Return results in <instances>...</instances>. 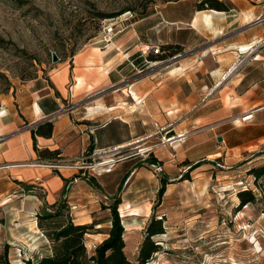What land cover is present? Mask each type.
Returning a JSON list of instances; mask_svg holds the SVG:
<instances>
[{"label": "crops", "instance_id": "1", "mask_svg": "<svg viewBox=\"0 0 264 264\" xmlns=\"http://www.w3.org/2000/svg\"><path fill=\"white\" fill-rule=\"evenodd\" d=\"M182 1L190 3L187 11L168 10ZM200 1L167 3L131 24L106 50L79 52L73 66L69 58L53 77L37 79L0 101V205H10L7 219L24 225L35 211L65 204L75 225H89L114 198L121 205L135 203L144 195L136 183L151 160L146 165L145 155L131 149L147 148L158 135L175 137L171 143L180 158L211 139L215 144L205 156L227 155L228 99L234 102L229 108L250 109V118L262 119L263 133L255 138L264 142V24H254L264 0H219L231 5L228 12L197 10ZM151 46L180 50L171 58L156 57L147 50ZM44 121L53 124L51 136L33 141L31 129ZM90 145V160L116 156L109 171L49 165H81ZM145 150L162 167L174 161L152 146ZM45 151L58 154L48 158ZM149 180L159 185L158 179ZM29 231L43 238L36 222ZM99 236L104 237L93 246L107 237Z\"/></svg>", "mask_w": 264, "mask_h": 264}, {"label": "rangeland", "instance_id": "2", "mask_svg": "<svg viewBox=\"0 0 264 264\" xmlns=\"http://www.w3.org/2000/svg\"><path fill=\"white\" fill-rule=\"evenodd\" d=\"M177 1L0 0V101L14 98L37 79L53 77L58 66L66 64L69 58L68 64L73 66V56L79 52L106 50L118 36L132 29L131 24ZM189 6V2L182 1L168 10L185 12ZM99 14L118 16L101 20ZM155 31L151 34L152 45L157 36ZM108 35L110 42L104 43L103 37ZM53 53L57 57L55 63ZM228 100V105L234 104ZM228 105L227 155L205 156L215 144L212 139L184 158L176 156V146L168 141L172 137L158 135L147 145L148 149L152 146L158 153L170 155L169 159L174 161L166 167L157 162L162 168L159 175L152 172L149 164L136 183L138 194L144 195L132 205L124 203L116 208L125 232V255L130 261H135L153 214L155 219L163 218L165 233L153 238L160 250L147 264H264V201L258 198L259 187L248 175L250 168L264 161V142L255 138L263 133L259 125L262 119L250 118V109ZM69 107L72 106L66 108ZM152 127L158 133L161 131L154 124ZM176 141L181 143L179 139ZM139 148L134 147L131 152L145 155L148 165L154 156L145 152L147 148ZM115 157L95 161L84 153L82 162L91 171H109ZM154 178H165L168 182L159 202V185L153 186L149 180ZM261 183L264 179L258 182ZM245 190H250L257 201L238 208L237 194ZM9 207L0 205V254L6 247L10 264H23L24 259L47 255L51 243L29 231L37 223V211L22 225L20 220L7 219L12 211ZM105 207H100L99 215L88 222L101 224L93 226L92 237L85 236L88 251L93 250L95 239L104 237L99 234H105L110 227L107 222L110 212ZM20 232L29 236L22 238Z\"/></svg>", "mask_w": 264, "mask_h": 264}, {"label": "trees", "instance_id": "3", "mask_svg": "<svg viewBox=\"0 0 264 264\" xmlns=\"http://www.w3.org/2000/svg\"><path fill=\"white\" fill-rule=\"evenodd\" d=\"M197 10H215L219 12H228L231 5L225 1L219 0H201L195 5ZM116 15L99 14L101 20L114 18ZM159 54L153 55L156 57H173L179 52V47H164L160 46ZM175 49V51H170ZM150 54V53H149ZM174 54V55H173ZM152 55V54H150ZM53 124L51 121H44L31 129L32 140L35 141V136L49 138L52 134ZM93 150L90 145L86 155H90ZM48 155V158H55L57 152H43ZM43 153H41L43 155ZM154 158L151 163H157ZM159 163V162H158ZM56 164V163H54ZM49 164V165H54ZM200 165H196L198 167ZM191 169V168H190ZM248 175L254 179V184L258 185V198L264 201V183L258 184L264 179V162L258 167H252L248 170ZM125 180H123V183ZM122 183V184H123ZM167 179H159V189L157 191V200H161L165 193ZM239 200L238 208L252 205L257 201V197L250 191L245 190L237 194ZM121 201L114 198L111 204L106 207L110 212L107 222L110 227L106 231L107 237L92 251H88L85 246V236L90 234L93 226L96 223L89 225H75L68 214V209L65 204L58 206H50L47 211L36 215L37 228L45 237L49 246L48 254L45 256L31 257L24 259L23 264H147L154 254L158 253L160 246L153 241V238L165 233L163 226V218L155 219L152 214L144 231V238L137 248L135 261H130L125 255L124 229L121 220L117 215L116 208ZM0 264H10L6 247L0 254Z\"/></svg>", "mask_w": 264, "mask_h": 264}, {"label": "built area", "instance_id": "4", "mask_svg": "<svg viewBox=\"0 0 264 264\" xmlns=\"http://www.w3.org/2000/svg\"><path fill=\"white\" fill-rule=\"evenodd\" d=\"M254 24L255 25H258V24H264V12L261 16H259L255 21H254ZM110 36H106V37H103V42L104 43H109L110 42ZM149 51L150 54L152 55H157L159 54V47L158 46H151L147 49ZM72 64H74V61L72 60ZM72 107H69V109L67 110H71ZM178 139L179 140H183L184 137L179 135L178 136ZM83 159V158H82ZM82 159H81V162H82ZM108 162H111L108 161ZM104 163V162H102ZM102 163H99L98 165L102 164ZM41 164H35L34 166H40ZM33 166V165H32ZM86 165L82 162L81 165H77V163L75 164H71L70 162H65V161H61L60 164H55L53 165V167L57 170L61 169V168H68V169H76V170H82ZM150 168L152 169V172L156 175H159L161 172H162V168L161 166L158 164V163H152L150 164ZM76 182V179L73 180V183ZM42 235V234H41ZM43 236V235H42ZM43 238L45 239V237L43 236ZM95 246H93L94 248Z\"/></svg>", "mask_w": 264, "mask_h": 264}, {"label": "water", "instance_id": "5", "mask_svg": "<svg viewBox=\"0 0 264 264\" xmlns=\"http://www.w3.org/2000/svg\"><path fill=\"white\" fill-rule=\"evenodd\" d=\"M56 61H57V57H56V55L53 53V54H52V62L55 63ZM216 141L220 143V142L222 141L221 137H217Z\"/></svg>", "mask_w": 264, "mask_h": 264}, {"label": "bare ground", "instance_id": "6", "mask_svg": "<svg viewBox=\"0 0 264 264\" xmlns=\"http://www.w3.org/2000/svg\"><path fill=\"white\" fill-rule=\"evenodd\" d=\"M246 119V118H245ZM175 138H171V139H169L168 141H171V140H174ZM165 142H167V140L165 141ZM104 163H107V162H104ZM103 163V164H104Z\"/></svg>", "mask_w": 264, "mask_h": 264}]
</instances>
